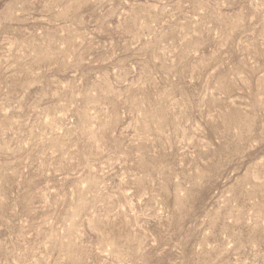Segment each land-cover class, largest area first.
Masks as SVG:
<instances>
[{
	"label": "rangeland",
	"instance_id": "1",
	"mask_svg": "<svg viewBox=\"0 0 264 264\" xmlns=\"http://www.w3.org/2000/svg\"><path fill=\"white\" fill-rule=\"evenodd\" d=\"M0 264H264V0H0Z\"/></svg>",
	"mask_w": 264,
	"mask_h": 264
}]
</instances>
